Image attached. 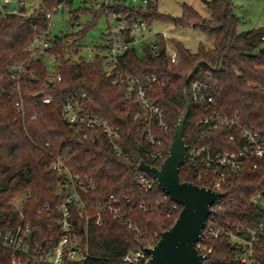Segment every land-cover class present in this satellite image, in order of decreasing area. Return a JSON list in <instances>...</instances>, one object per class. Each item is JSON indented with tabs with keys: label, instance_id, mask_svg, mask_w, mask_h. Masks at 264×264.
I'll return each instance as SVG.
<instances>
[{
	"label": "trees",
	"instance_id": "obj_1",
	"mask_svg": "<svg viewBox=\"0 0 264 264\" xmlns=\"http://www.w3.org/2000/svg\"><path fill=\"white\" fill-rule=\"evenodd\" d=\"M92 1V0H91ZM70 1L69 3H72ZM211 11V19L204 20L192 7L186 6L179 18L162 14L156 2L146 9L131 12L132 20L145 18L149 24L154 20H171L176 24L193 25L215 36L213 48L200 47L192 52L182 43L173 40L180 54L177 64L169 63L164 45L161 53L153 55L150 48L146 54H139L135 48L129 52L132 66L138 69L142 79L157 74L166 82L164 86L153 85L151 97L165 112L170 125L167 143H171L185 108L182 95L184 76L196 65L198 68L192 79H217V100L219 109L228 114L238 115L253 129L261 130L264 135V47L261 39L264 27L245 32L238 31V19L232 11L229 0H205ZM55 2L44 0L43 8L51 9ZM84 11L95 13L97 18L106 11L85 6ZM121 11H127L120 8ZM37 24L38 29H33ZM45 16L26 15V9L19 13L10 12L0 18V232L11 229L17 221L14 214V201L22 194L31 191L33 196L25 204V214L37 230L45 229L51 221L57 220L58 204L61 197L56 190L59 176L48 171L51 151L59 147L71 146V162L84 176L97 180L98 186L90 194V202L104 199L109 193L120 196L129 192L130 185L139 171L138 163L143 158L137 145L136 127L132 122L134 107H125L124 88L114 86L104 74L100 62L93 65L81 60L70 63L61 49V40L57 52L62 56V80L49 88L44 84L47 65L42 59L30 60V75L22 86L26 101L30 103L26 115L16 107V94L13 93L15 81L10 77L9 69L16 60L27 61V46L33 37L46 27ZM91 23L78 31L79 38L87 32ZM28 63V62H27ZM74 89H84L94 96L92 108L111 122L122 128L125 142L129 146V160L115 155L103 145H82L67 143L70 130L62 117V106L69 93ZM44 90L53 97L49 104L36 96ZM35 94V95H33ZM37 112L35 119L31 113ZM209 113L206 108L192 104L185 125L184 138L191 145H218L220 149L232 148L225 139L226 130L218 129L203 136L195 126L198 118ZM51 140L50 149L45 142ZM159 165V163H156ZM182 181L196 182L194 175L185 169L180 170ZM225 196L217 213L218 226L229 227L245 233L264 219V210L252 202L258 192H264V163L258 168L247 166L236 184L222 189ZM145 201L147 211L134 212V220L139 224L141 233L134 232L122 222L105 217L102 225H90L89 259L86 264H128L122 256L129 250L140 248L145 240L153 244L161 233L171 227L179 216V210L169 207L170 198H163L161 191L153 190L144 195H134ZM50 203L52 209L45 210ZM153 207V208H152ZM8 222L10 224H8ZM261 253V250H260ZM12 253L0 244V264H11ZM241 250L226 244L216 243L210 254L211 264H239Z\"/></svg>",
	"mask_w": 264,
	"mask_h": 264
},
{
	"label": "built area",
	"instance_id": "obj_2",
	"mask_svg": "<svg viewBox=\"0 0 264 264\" xmlns=\"http://www.w3.org/2000/svg\"><path fill=\"white\" fill-rule=\"evenodd\" d=\"M51 1L55 2L51 9L43 8L44 0H41L35 11H26L28 17L33 14L45 16L48 24L36 33L27 46V61L16 60L9 69L10 77L15 81L13 93L17 97L16 109L26 115L30 105L22 88L31 73L30 60L42 59L46 63L45 88L62 80V56L56 51L60 39L61 49L70 63L84 60L95 65L100 62L105 76L111 79L112 84L126 89L124 106L134 107L132 122L136 127V142L143 155L141 160L160 167L169 155L171 143H167V137L170 125L161 105L152 99L151 89L153 85L164 86L166 82L157 74L142 79L138 69L132 66L129 59L132 48L139 54H146V49L150 48L153 55H159L164 45L169 63L177 64L180 61V54L176 48L170 46V38L166 36L165 31L153 32L145 18L132 20L131 12L146 9L157 0H92L95 9L106 11L108 27L102 40L89 46L86 55H81L78 37L53 32V13L72 0ZM29 3L26 0H18L19 7L15 10H10L0 3V18L10 12L19 13L21 8L26 9ZM120 8L127 11H121ZM33 29L37 30L38 25L35 24ZM149 36H153V39L146 42ZM261 39L264 47V34ZM218 86L217 79H191L187 90L191 105L209 111L207 115L196 120L195 126L203 136L218 129H225V139L232 148L220 149L218 145L208 144L191 146L187 143L189 149L182 167L185 166V169L194 175V183L224 193L222 189L233 187L247 166L258 168L264 163V135L261 130L247 126L238 115L219 109ZM40 92L42 95H39ZM40 92L36 93V96L43 103L49 104L53 101V97L44 90ZM94 102V96L84 89H74L69 93L61 110L70 130L67 143L103 145L115 155L129 160L130 145L125 142L121 126L95 111L92 108ZM36 117L37 112L33 111L31 118ZM51 145V140L45 142L47 149H50ZM72 151L71 146H61L55 152L51 151L52 158L47 166L49 172L59 176L56 193L61 200L57 207V220L51 221L45 229H35L25 214V204L32 198V192L28 191L16 198L14 214L18 219L11 229L1 232L0 238L2 247L12 253L11 264H86L90 257L89 234L92 223L100 226L105 217H111L134 232L141 233V228L132 214L147 211L149 206L134 195L159 190L163 198H170L169 207L179 210L180 204L161 189L151 172L139 168L141 160L138 163L139 171L135 174L127 194L120 196L111 192L104 199L90 202L89 196L97 189V180L84 176L74 167L70 157ZM224 196L211 206V212L195 244L202 254L201 264H211L210 254L216 243L241 250L239 264H264V219L245 233L218 226L217 213ZM252 202L264 210V192L254 195ZM51 209L52 205L47 203L45 210ZM154 245L151 239L145 240L140 248L129 250L123 255L122 261L128 264H146L150 257L146 248Z\"/></svg>",
	"mask_w": 264,
	"mask_h": 264
},
{
	"label": "water",
	"instance_id": "obj_3",
	"mask_svg": "<svg viewBox=\"0 0 264 264\" xmlns=\"http://www.w3.org/2000/svg\"><path fill=\"white\" fill-rule=\"evenodd\" d=\"M197 68L198 65L193 67L182 81L185 108L170 144L169 155L160 167L152 166L144 160L139 163V168L151 172L161 189L182 206L174 224L161 233L153 247L146 248L150 255L146 264H201L202 254L195 244L211 212V206L224 196L222 192L194 182L182 181L180 178V170L189 149L184 138L185 125L191 109L187 85ZM39 95H42V92Z\"/></svg>",
	"mask_w": 264,
	"mask_h": 264
},
{
	"label": "rangeland",
	"instance_id": "obj_4",
	"mask_svg": "<svg viewBox=\"0 0 264 264\" xmlns=\"http://www.w3.org/2000/svg\"><path fill=\"white\" fill-rule=\"evenodd\" d=\"M17 1L0 0V3L12 10L19 7ZM26 1L33 2L32 0ZM229 2L233 13L239 21V32L264 27V0H229ZM156 4L160 13L171 15L175 18L183 16L186 6L192 7L204 20H209L212 16L205 0H157ZM92 5L94 7L91 0H73L72 3L61 6L53 13L55 23L53 32L59 35L67 34L78 37V43L81 45V55H86L89 46L102 40L103 33L108 27V19L105 13L96 18L94 12L82 10L85 6L91 7ZM27 8H31L32 11L36 10V6L33 3H29V7ZM89 23H91V26L85 35L79 38L78 31ZM149 28L153 32L165 31L166 36L170 38L169 41L172 48H176L173 40L182 43L192 52L199 51L202 46L207 49L213 48L215 44V36L213 34H209L193 25L184 26L176 24L171 20H154L149 24ZM139 35L141 38V33ZM152 39L153 36H149L146 42Z\"/></svg>",
	"mask_w": 264,
	"mask_h": 264
},
{
	"label": "crops",
	"instance_id": "obj_5",
	"mask_svg": "<svg viewBox=\"0 0 264 264\" xmlns=\"http://www.w3.org/2000/svg\"><path fill=\"white\" fill-rule=\"evenodd\" d=\"M33 2H30V3H33V5H35V6H37L38 4H39V2L41 1H36V0H32ZM4 5V4H3ZM6 6V5H5ZM7 7V6H6ZM28 7H29V4H28ZM8 8V7H7ZM18 8V7H17ZM17 8H13L12 10H15V9H17ZM9 9V8H8ZM26 11L27 12H30L31 11V8H26Z\"/></svg>",
	"mask_w": 264,
	"mask_h": 264
}]
</instances>
